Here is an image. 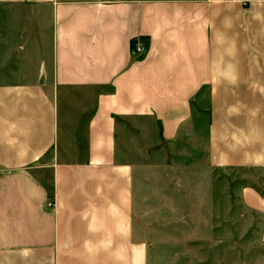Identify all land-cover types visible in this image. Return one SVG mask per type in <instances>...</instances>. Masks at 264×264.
Returning <instances> with one entry per match:
<instances>
[{
    "label": "crops",
    "instance_id": "obj_1",
    "mask_svg": "<svg viewBox=\"0 0 264 264\" xmlns=\"http://www.w3.org/2000/svg\"><path fill=\"white\" fill-rule=\"evenodd\" d=\"M243 1L0 0L21 48L0 84V264H147V186L173 202L177 165L264 174V0Z\"/></svg>",
    "mask_w": 264,
    "mask_h": 264
},
{
    "label": "rangeland",
    "instance_id": "obj_2",
    "mask_svg": "<svg viewBox=\"0 0 264 264\" xmlns=\"http://www.w3.org/2000/svg\"><path fill=\"white\" fill-rule=\"evenodd\" d=\"M9 13L0 6V84L16 78L21 53ZM177 167L176 184L162 188L163 198H174L177 191L175 201H155L161 188L147 186L146 202H139L146 215L140 225L146 231L147 264H264L263 220L249 208L248 195L249 189L263 193L264 174Z\"/></svg>",
    "mask_w": 264,
    "mask_h": 264
},
{
    "label": "built area",
    "instance_id": "obj_3",
    "mask_svg": "<svg viewBox=\"0 0 264 264\" xmlns=\"http://www.w3.org/2000/svg\"><path fill=\"white\" fill-rule=\"evenodd\" d=\"M227 1H230V2H237V3H241L243 5H246V2L243 1V0H227ZM145 51V44H144V41L141 39V38H136L133 40V43H132V52L133 54L135 55H141L143 54ZM48 205L50 207L53 206V202L52 201H49Z\"/></svg>",
    "mask_w": 264,
    "mask_h": 264
}]
</instances>
